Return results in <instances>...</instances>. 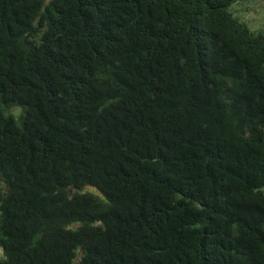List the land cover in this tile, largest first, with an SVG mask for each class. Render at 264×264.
<instances>
[{
  "label": "trees",
  "instance_id": "obj_1",
  "mask_svg": "<svg viewBox=\"0 0 264 264\" xmlns=\"http://www.w3.org/2000/svg\"><path fill=\"white\" fill-rule=\"evenodd\" d=\"M236 1L0 0V264H264Z\"/></svg>",
  "mask_w": 264,
  "mask_h": 264
},
{
  "label": "rangeland",
  "instance_id": "obj_2",
  "mask_svg": "<svg viewBox=\"0 0 264 264\" xmlns=\"http://www.w3.org/2000/svg\"><path fill=\"white\" fill-rule=\"evenodd\" d=\"M264 0H238L231 4L230 10L233 14L242 20L251 31L259 32L264 30ZM11 112L18 116L21 107H11ZM3 257L0 249V258Z\"/></svg>",
  "mask_w": 264,
  "mask_h": 264
},
{
  "label": "crops",
  "instance_id": "obj_3",
  "mask_svg": "<svg viewBox=\"0 0 264 264\" xmlns=\"http://www.w3.org/2000/svg\"><path fill=\"white\" fill-rule=\"evenodd\" d=\"M264 6V3L262 2V7Z\"/></svg>",
  "mask_w": 264,
  "mask_h": 264
}]
</instances>
